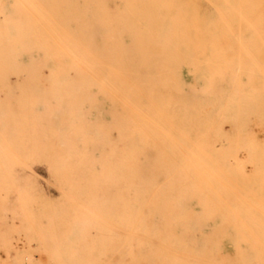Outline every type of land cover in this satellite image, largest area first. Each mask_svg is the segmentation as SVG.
<instances>
[{
	"label": "rangeland",
	"instance_id": "1",
	"mask_svg": "<svg viewBox=\"0 0 264 264\" xmlns=\"http://www.w3.org/2000/svg\"><path fill=\"white\" fill-rule=\"evenodd\" d=\"M4 1L0 26L15 17L20 34L51 39L66 23L60 5L57 24H30ZM97 2V35L126 33L124 52L96 43L112 70L32 46L19 71L0 28V264H264V0ZM131 63L141 79L123 77ZM139 79L156 108L112 91ZM122 97L175 129L153 143L166 173L151 126L130 119L125 134L112 117Z\"/></svg>",
	"mask_w": 264,
	"mask_h": 264
},
{
	"label": "bare ground",
	"instance_id": "2",
	"mask_svg": "<svg viewBox=\"0 0 264 264\" xmlns=\"http://www.w3.org/2000/svg\"><path fill=\"white\" fill-rule=\"evenodd\" d=\"M16 5L25 8L28 22L30 24L32 20L35 18V16H38L40 14L42 15L44 14L48 16V19H50L51 21L57 24L59 22L58 21L59 19L50 11L49 7L51 5L61 6L59 16H61V18L63 16V20L66 21L65 25L59 32L57 31L56 26L52 27L54 33H52L51 39H48L38 33H34L31 36L28 33H26L25 35L20 34L19 30L21 26L16 21L15 17L11 19H7V23L5 25L2 24L3 26H0L1 28L7 25L11 30V32L8 34L6 41L11 44H14V46L18 45V48L15 49L12 54L11 60L19 71H21L24 67H26L25 63L24 62H23L24 64L22 63L23 61L22 57L26 55V53H29L30 51L33 50L32 46H35L38 49L44 47L45 51L49 52L52 57L62 56V55L69 56L70 65L86 70H96L97 68H104V67L110 70L113 69L112 55L109 53H105L103 51L97 52L96 43L98 42V40L103 41L104 44L105 43L107 44L109 42H114L115 44H117L116 49L118 52H124L125 50L122 44V40L124 39L126 33L124 32L123 29L117 27L110 34L103 32V34L101 35H97V32L95 31L96 24H95L94 11L98 7H102L104 5L103 2L98 3L97 0H16ZM6 8H8L6 1L0 0V11L2 12ZM64 9L66 10L68 9V11L71 9L74 10V17L76 21L75 25L69 24V20H67L68 18L64 16L65 14ZM114 16L115 15H113V17ZM78 40H82L83 44H80ZM104 61L110 62V64H108L107 66H103L102 62ZM123 69L125 72L123 76L124 78H128V76L130 77L131 75H134L141 79V74L137 72L138 69L137 65L131 63L126 65ZM31 78L33 79L34 76L30 75L29 79ZM123 89L128 91L129 90L137 91L138 94L141 96L143 102L147 106L146 110H150L153 107L156 108L152 95L143 88L141 80L136 81L134 83L124 82L123 84L118 82H112L113 93H118ZM117 101H118L117 104H115L111 108V113H112V117L118 123H120V125L123 128L121 129L124 130L125 134L128 132V130H126V126L130 119L141 118L143 125L151 126V128L149 127L142 129L141 131L142 136L147 137V139H150V142L152 143V149L154 151V155L156 156L154 163L163 166L165 168L164 172L166 173V166L171 163L170 161H168L169 156L167 154H164L163 148H160L158 146V148L156 149L157 144H153V143H157L158 138L163 134L169 136L171 132L174 131L175 129L174 130L167 129L165 133H162V129L157 124L150 121L147 111L142 107L141 104H137L134 101H132L130 98H125V97L117 99ZM99 134L100 136L101 135L104 136V134L101 133ZM98 138L101 137L98 136ZM3 156H4V151H3ZM11 158L12 157L10 156L9 159ZM14 162L16 163L15 160ZM210 162L215 164L218 163L219 160L211 159ZM165 181H166V185L170 184L167 176L165 178Z\"/></svg>",
	"mask_w": 264,
	"mask_h": 264
}]
</instances>
